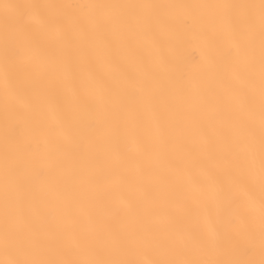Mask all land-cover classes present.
<instances>
[{
    "label": "snow or ice",
    "instance_id": "snow-or-ice-1",
    "mask_svg": "<svg viewBox=\"0 0 264 264\" xmlns=\"http://www.w3.org/2000/svg\"><path fill=\"white\" fill-rule=\"evenodd\" d=\"M0 257L264 264V0H0Z\"/></svg>",
    "mask_w": 264,
    "mask_h": 264
},
{
    "label": "bare ground",
    "instance_id": "bare-ground-1",
    "mask_svg": "<svg viewBox=\"0 0 264 264\" xmlns=\"http://www.w3.org/2000/svg\"><path fill=\"white\" fill-rule=\"evenodd\" d=\"M191 55H192L193 57H195L196 55H198V53H196L195 51H193V52L191 53ZM0 258H2V257H0Z\"/></svg>",
    "mask_w": 264,
    "mask_h": 264
}]
</instances>
